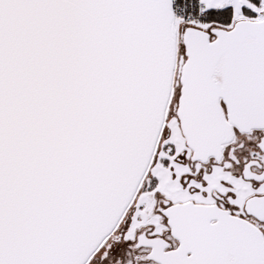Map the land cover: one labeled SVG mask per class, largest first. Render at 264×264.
Here are the masks:
<instances>
[{
  "label": "snow or ice",
  "instance_id": "obj_1",
  "mask_svg": "<svg viewBox=\"0 0 264 264\" xmlns=\"http://www.w3.org/2000/svg\"><path fill=\"white\" fill-rule=\"evenodd\" d=\"M0 264H264V0H0Z\"/></svg>",
  "mask_w": 264,
  "mask_h": 264
}]
</instances>
